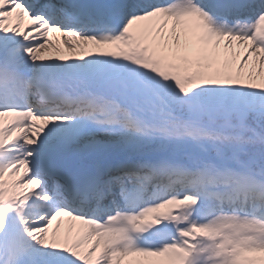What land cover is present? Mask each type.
Wrapping results in <instances>:
<instances>
[{
    "label": "snow or ice",
    "instance_id": "snow-or-ice-1",
    "mask_svg": "<svg viewBox=\"0 0 264 264\" xmlns=\"http://www.w3.org/2000/svg\"><path fill=\"white\" fill-rule=\"evenodd\" d=\"M0 264H264V0H0Z\"/></svg>",
    "mask_w": 264,
    "mask_h": 264
},
{
    "label": "rangeland",
    "instance_id": "rangeland-1",
    "mask_svg": "<svg viewBox=\"0 0 264 264\" xmlns=\"http://www.w3.org/2000/svg\"><path fill=\"white\" fill-rule=\"evenodd\" d=\"M27 21H25V23H26ZM65 220H66V218H64ZM66 227V224H64V223H62L61 224V230H63L64 228Z\"/></svg>",
    "mask_w": 264,
    "mask_h": 264
}]
</instances>
